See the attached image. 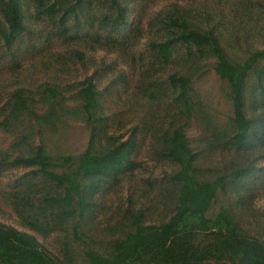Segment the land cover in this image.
I'll list each match as a JSON object with an SVG mask.
<instances>
[{
  "label": "rangeland",
  "instance_id": "374dc122",
  "mask_svg": "<svg viewBox=\"0 0 264 264\" xmlns=\"http://www.w3.org/2000/svg\"><path fill=\"white\" fill-rule=\"evenodd\" d=\"M54 1L59 9L52 15L42 12ZM18 2L23 30L8 42L0 36V119L14 90L35 102L33 114H21L11 128L0 126L1 224L28 233L61 264H87L79 253L80 240L103 252L107 242L130 229V213L138 212L143 224H156L171 212L176 185L168 176L176 165L159 153L164 137L178 126L204 176L250 165L248 174L217 193L213 208L224 204L245 232L264 242V90L250 72L243 87L249 126L243 145L234 149L224 143L232 130L231 105L225 81L212 69L214 56L206 48L173 41L168 56L157 59L148 45L174 37L177 17L189 28L211 31L224 56L240 61L264 46V0ZM170 73L188 76L186 105L173 100ZM86 77L97 94V132L115 142L129 141L131 150L128 169L99 177L90 190L91 179H82L81 200L87 207L76 230L79 240H74V214L60 222V208L47 204L58 187L34 166L9 161L31 155L35 146L48 155L71 156L86 147L89 127L82 114L57 113L53 131H39L34 118L49 112L48 102L37 101L45 85L70 96ZM76 104L74 95L65 102L68 108ZM103 142L101 135L98 143Z\"/></svg>",
  "mask_w": 264,
  "mask_h": 264
},
{
  "label": "trees",
  "instance_id": "16d2710c",
  "mask_svg": "<svg viewBox=\"0 0 264 264\" xmlns=\"http://www.w3.org/2000/svg\"><path fill=\"white\" fill-rule=\"evenodd\" d=\"M59 5L58 1L50 2L41 10L52 15L60 8ZM0 16L3 23L0 36L4 42H8L23 30L18 0H0ZM172 22L177 27L174 37L148 43L154 57L165 59L173 41L209 50L214 56L212 69L218 78L225 81L231 105L232 130L224 143L234 149L241 148L249 126V118L243 108V87L247 76L252 72L260 92L264 90V46L252 50L240 61H230L224 56L211 31L189 28L177 17ZM256 65L258 67L255 69ZM167 81L174 94L173 100L186 105L188 76L170 73ZM21 92V89L14 90L11 100L3 104L6 111L0 119V126L4 129L11 128L12 123H18L22 118L21 114H33L34 99ZM71 95L77 98V104L68 108L65 102ZM71 95L63 96L55 85H45L37 101L48 102L49 112L34 115L36 128L39 131L55 130L57 113L82 114L89 127L86 147L71 156L60 153L48 155L35 146L31 155L19 154L9 162L34 166L41 178L58 187L55 194L48 196V207L55 205L60 208L57 213L60 222L74 214L70 233L74 240H79L76 230L79 229L80 216L87 207L85 201L81 200L84 189L80 184L82 179H91L88 182L91 185L86 187L90 190L94 184L97 185L99 177L128 169L131 143L115 142L113 137L97 132L100 115L97 113V94L90 77L80 81L78 89ZM185 108L188 111L190 109L189 106ZM101 135L104 142L99 144ZM162 146L164 148L159 153L160 156L176 165L174 172L168 176L176 185L171 212L156 224H143L138 212L130 213V229L107 242L103 252L80 240L79 253L83 260L87 264H204L208 261L222 264H264V242L245 232L227 206L218 203L213 208L217 193L228 181L248 174L250 165L238 166L212 177L204 176L205 169L194 165L193 153L178 126L173 127L164 137ZM56 166L58 170L53 168ZM72 202L77 204V208L73 207ZM0 264L61 263L41 249L28 233L0 223Z\"/></svg>",
  "mask_w": 264,
  "mask_h": 264
}]
</instances>
